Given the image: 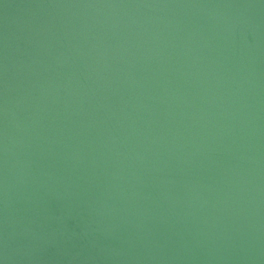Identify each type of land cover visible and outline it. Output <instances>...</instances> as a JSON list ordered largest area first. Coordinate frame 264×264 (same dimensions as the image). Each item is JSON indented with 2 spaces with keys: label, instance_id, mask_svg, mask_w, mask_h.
I'll return each instance as SVG.
<instances>
[{
  "label": "water",
  "instance_id": "1",
  "mask_svg": "<svg viewBox=\"0 0 264 264\" xmlns=\"http://www.w3.org/2000/svg\"><path fill=\"white\" fill-rule=\"evenodd\" d=\"M0 264H264V0H0Z\"/></svg>",
  "mask_w": 264,
  "mask_h": 264
}]
</instances>
